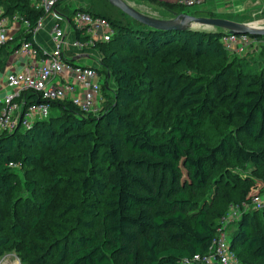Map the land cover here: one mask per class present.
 Wrapping results in <instances>:
<instances>
[{"label": "trees", "instance_id": "obj_1", "mask_svg": "<svg viewBox=\"0 0 264 264\" xmlns=\"http://www.w3.org/2000/svg\"><path fill=\"white\" fill-rule=\"evenodd\" d=\"M148 1L174 15L188 12L186 6L169 0ZM33 3L34 0H3L0 6L9 14L18 12L36 23L44 10L34 7ZM83 9L106 17L115 29L111 40L98 42L96 48L102 53L101 66L115 78L116 104L107 109L103 107L98 115L84 116L70 102H56L50 114L55 110L66 116L65 120L55 123L49 115L34 121L30 127L19 126L2 133L0 194L14 189L12 174L16 168L32 170L35 161L40 159V154L23 153L25 147L54 152L87 141L92 147L88 148L84 164L90 168V173L72 184L87 195L103 197L92 203L87 212V215L100 217V225L94 229V218L81 220L92 233L78 235L70 247L60 246L56 262L47 260L49 249L31 240L32 246H27L23 258L20 257L21 263L184 264V260L210 251L226 215L224 210L213 213L207 204V196L215 193L221 180L219 170L223 162L236 159L264 166L263 149H247L236 137L238 131L256 140L264 139V68L254 73L248 84L251 89L242 96L231 91V79H237L240 70L229 65L213 68V78L209 87H205L195 78L184 80L175 65L187 62L176 56L188 54L225 60L232 53L222 42V31L152 29L108 0H92L90 7ZM64 13L71 18L75 10L66 7ZM24 36L34 40L33 35L20 33L9 51L17 49ZM78 36L84 38L80 32ZM102 44L106 47H101ZM3 49L0 52H4ZM158 54L172 55L174 59L160 56L162 68L156 70L153 60ZM135 63L143 64L144 70H136ZM26 93L24 107L38 101L32 91ZM146 93H154L185 112L175 115L162 137L141 125L130 112V105L140 102ZM103 98L106 101V97ZM226 106L231 112L217 111ZM206 114H216L222 122L234 126L235 131L229 130L215 145H210L200 132ZM235 119L239 122L235 123ZM93 159L102 164L92 167ZM11 162L18 166H11ZM35 187L34 181L27 182L29 192L35 191ZM263 189L264 180L258 179L243 199L232 204L247 202ZM52 201V197H48L39 204L38 215L30 228L14 225L13 233L43 239L35 227L45 217ZM69 207L78 209L75 205ZM263 211H246L238 221L231 246L240 260L244 250L259 264H264V236L256 232L251 215V212ZM3 231L0 224V259L12 242ZM36 250L42 255L34 254Z\"/></svg>", "mask_w": 264, "mask_h": 264}, {"label": "rangeland", "instance_id": "obj_2", "mask_svg": "<svg viewBox=\"0 0 264 264\" xmlns=\"http://www.w3.org/2000/svg\"><path fill=\"white\" fill-rule=\"evenodd\" d=\"M126 1L142 13L156 18L169 19L175 16L163 7L152 5L148 0ZM72 10L75 9L73 8ZM186 11H188L186 13L195 16L225 18L237 22L250 23L252 26H264V0H207L202 5L187 7ZM197 29L223 31L222 28L209 27L204 24H199ZM256 44L255 42L251 44L250 48L252 49L249 48L246 54H231L222 61L179 54L176 57H183L187 63L185 65L178 63L175 65V69L183 76L184 80L195 78L199 84L209 87V83L213 78L212 69L218 68L219 65H229L232 69L240 70L238 78L235 80L231 79L233 83L231 91L242 96L247 89H251L248 84L252 80L254 73H259L264 68V58L255 56L253 53L254 48L257 51L260 49L256 48ZM258 44H261V40H258ZM115 46L113 44L111 48L113 47L114 49ZM101 47H106V45L102 44ZM117 50L120 53L123 52L121 48H117ZM93 52L95 53L93 55L95 60H100V64H98L99 77L103 81L105 80V84L101 89V97L105 96L106 101L103 98L101 108L107 109L109 106L116 104L115 78L112 73H109L108 69H105L103 65L101 66V51L96 48V51ZM0 55V86H3L5 84V74L9 67L8 61L5 60L4 52ZM163 55L167 54H158L153 60L156 70L162 68L159 58ZM167 57L174 59L172 55H167ZM134 66L136 70H144V65L141 63H135ZM217 111L227 114L231 112V109L226 106L217 109ZM130 112L141 125L151 130L158 137H162L169 129L176 114L185 113L180 112L167 100L154 93H146L140 102L131 104ZM48 118L56 123L65 120L66 116H62L53 110ZM238 122L239 120L235 119V123ZM234 129V126L222 122L216 114H206L204 116V126L200 129V132L210 145H215L226 132L229 130L235 131ZM236 137L245 148L252 150L261 148L264 151V139L256 140L238 131H236ZM89 147L91 148L92 145L86 141L54 152L48 149L39 150L36 147H25L23 149V153L27 155L33 153L40 154L41 157L35 161L32 170L16 168L12 174L14 189L6 194H0V224L4 228L3 232L12 239L3 257L13 258L12 262L20 257L23 258L24 251L27 246H32L30 241L33 240L36 244L49 249L47 260L56 262L60 253V246L65 244L70 247L72 241L78 235H89L92 233V230L81 223V220L91 221L94 218V229L98 228L101 218L87 215V212L92 208L90 206L92 203L103 197L87 195L86 192L76 189L72 184V182L80 180L90 173V168L84 164ZM91 163L92 167L94 166L95 168L102 164L98 159H93ZM219 173L221 174V180L217 184L215 193L207 196V204L211 206L213 213L222 210L226 214L229 213L230 204L243 199L248 188L256 180H264V166H258L251 162L237 161L236 159L225 160ZM31 180L36 184L33 192H29L27 189V182ZM216 190L218 192L222 191V193H216ZM260 194L264 195V189ZM48 197H52V204L45 217L35 227L43 239H39L34 235H15L12 227L14 225H22L30 228L34 217L38 215L37 207ZM70 205H75L78 209H70ZM229 215L231 214L229 213ZM251 215L255 222L256 232L264 236V211L251 212ZM225 216L219 224L218 231L227 234L228 240L231 242L238 230L239 219H234L228 215ZM34 254L42 255V252L36 250ZM240 264L259 263L242 250Z\"/></svg>", "mask_w": 264, "mask_h": 264}, {"label": "built area", "instance_id": "obj_3", "mask_svg": "<svg viewBox=\"0 0 264 264\" xmlns=\"http://www.w3.org/2000/svg\"><path fill=\"white\" fill-rule=\"evenodd\" d=\"M169 1L193 7L207 0ZM66 3V0H34V7L44 10V15L36 23L18 12L9 14L0 6V49L4 48L5 60L9 61L13 54L28 60L25 69L9 67L6 71L5 91L0 94V135L19 126L30 127L34 121L47 118L52 104L56 102H70L84 116L98 115L102 110L99 66L82 63L77 58L88 49L96 48L98 42L111 40L115 29L106 17L94 15L83 8L78 9L71 18L67 17L64 13ZM47 24L49 42H39L38 36L46 30ZM72 32V37L68 38ZM78 32L84 38H79ZM20 33L31 34L34 40L24 36L20 46L13 52L9 51ZM258 40L264 46V36L227 31L222 37L226 50L239 55L246 54L251 44L258 43ZM27 91H32L38 101L24 107ZM10 165L18 166L13 162ZM251 210H264L263 194L255 195L247 202L231 204V215H226L240 219L244 212ZM228 238L227 234L217 231L210 251L196 254L184 260V264H240V257ZM0 264H6L5 256L1 257ZM12 264H22L21 259Z\"/></svg>", "mask_w": 264, "mask_h": 264}, {"label": "water", "instance_id": "obj_4", "mask_svg": "<svg viewBox=\"0 0 264 264\" xmlns=\"http://www.w3.org/2000/svg\"><path fill=\"white\" fill-rule=\"evenodd\" d=\"M108 2L118 9L122 10L134 20L152 29H197L192 28L191 26L194 24H198V26L199 24H204L209 27L216 26L222 28V35L229 31L230 33L236 34L248 33L253 36H264V26L256 28L250 26L248 23L237 22L230 19L195 16L188 13L177 14L173 18L169 19H161L142 13L126 0H108ZM77 10L78 8L75 9V12Z\"/></svg>", "mask_w": 264, "mask_h": 264}, {"label": "crops", "instance_id": "obj_5", "mask_svg": "<svg viewBox=\"0 0 264 264\" xmlns=\"http://www.w3.org/2000/svg\"><path fill=\"white\" fill-rule=\"evenodd\" d=\"M66 4H65V8L66 7H70V8H89L91 5L92 0H66ZM49 20V19H48ZM49 28V24H47L46 26V30H44L42 33H40V35L38 36V41L39 42H43V43H48L49 42V37H48V33L47 30ZM74 32L71 33V35L68 36V38H71ZM256 48H260L259 51L255 50L254 48V55L255 56H260L264 58V46L260 45V44H256ZM93 51H96V48L93 49H88L86 52H84V55L87 56H83V54H81V56H79V58H77V61L80 62H85L89 65H95L98 67V64L100 60H95V58L93 57V55H95V53ZM26 61L28 63V60L26 59V57H16L14 54L11 55V57L9 58L8 61V67H14L18 70H23L26 68ZM263 65H264V59H263ZM9 69V68H7ZM101 82L102 79H101ZM2 84V83H1ZM5 84H3V86H0V94H3L5 91ZM2 88V89H1ZM12 259L13 258H6V264H12Z\"/></svg>", "mask_w": 264, "mask_h": 264}, {"label": "bare ground", "instance_id": "obj_6", "mask_svg": "<svg viewBox=\"0 0 264 264\" xmlns=\"http://www.w3.org/2000/svg\"><path fill=\"white\" fill-rule=\"evenodd\" d=\"M248 24H249L250 26H252L250 23H248ZM191 27H192V28H198V25H195V24H194V25H192ZM252 27H256V28H257V27H263V26H252Z\"/></svg>", "mask_w": 264, "mask_h": 264}]
</instances>
